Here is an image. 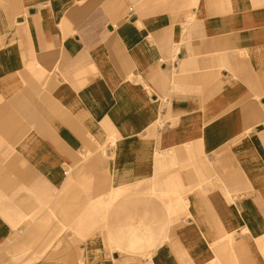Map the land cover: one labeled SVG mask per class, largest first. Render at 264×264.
<instances>
[{
    "label": "crops",
    "instance_id": "crops-1",
    "mask_svg": "<svg viewBox=\"0 0 264 264\" xmlns=\"http://www.w3.org/2000/svg\"><path fill=\"white\" fill-rule=\"evenodd\" d=\"M0 264H264V0H0Z\"/></svg>",
    "mask_w": 264,
    "mask_h": 264
},
{
    "label": "built area",
    "instance_id": "built-area-1",
    "mask_svg": "<svg viewBox=\"0 0 264 264\" xmlns=\"http://www.w3.org/2000/svg\"><path fill=\"white\" fill-rule=\"evenodd\" d=\"M128 11H129V15L128 16L131 17V15H132V7H130Z\"/></svg>",
    "mask_w": 264,
    "mask_h": 264
}]
</instances>
